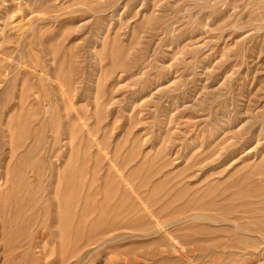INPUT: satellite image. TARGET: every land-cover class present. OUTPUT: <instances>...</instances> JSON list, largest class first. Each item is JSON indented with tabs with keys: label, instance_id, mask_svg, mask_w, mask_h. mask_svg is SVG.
Returning <instances> with one entry per match:
<instances>
[{
	"label": "rangeland",
	"instance_id": "rangeland-1",
	"mask_svg": "<svg viewBox=\"0 0 264 264\" xmlns=\"http://www.w3.org/2000/svg\"><path fill=\"white\" fill-rule=\"evenodd\" d=\"M262 8L0 0V264H264Z\"/></svg>",
	"mask_w": 264,
	"mask_h": 264
},
{
	"label": "bare ground",
	"instance_id": "bare-ground-1",
	"mask_svg": "<svg viewBox=\"0 0 264 264\" xmlns=\"http://www.w3.org/2000/svg\"><path fill=\"white\" fill-rule=\"evenodd\" d=\"M250 3V2H249ZM258 3V2H257ZM251 4V3H250ZM263 4V3H262ZM251 6V5H250ZM263 6V5H262ZM258 7V6H257ZM253 8V7H252ZM259 8V7H258ZM256 9V6H255ZM263 9V8H262ZM264 10V9H263ZM262 12V11H261ZM256 13V12H255ZM261 17V16H260ZM264 20V19H263ZM261 21V20H260ZM259 22V21H258ZM259 24V23H258ZM257 25V24H256ZM142 71V70H141ZM158 86V85H157ZM161 89V88H160Z\"/></svg>",
	"mask_w": 264,
	"mask_h": 264
}]
</instances>
